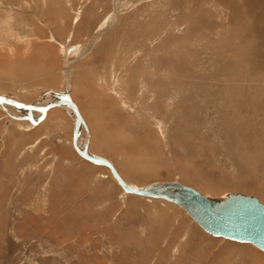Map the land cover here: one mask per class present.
I'll return each mask as SVG.
<instances>
[{
    "label": "rangeland",
    "instance_id": "rangeland-1",
    "mask_svg": "<svg viewBox=\"0 0 264 264\" xmlns=\"http://www.w3.org/2000/svg\"><path fill=\"white\" fill-rule=\"evenodd\" d=\"M51 93L76 102L88 151L129 185L264 203V0H0V94ZM23 109L0 104V264H264L249 243L190 234L177 205L124 193L75 151L64 106Z\"/></svg>",
    "mask_w": 264,
    "mask_h": 264
},
{
    "label": "water",
    "instance_id": "water-1",
    "mask_svg": "<svg viewBox=\"0 0 264 264\" xmlns=\"http://www.w3.org/2000/svg\"><path fill=\"white\" fill-rule=\"evenodd\" d=\"M0 102L14 103L2 95H0ZM16 103L19 104V107L34 109L42 114L50 107L59 104L71 105L75 111L72 143L76 152L87 160L107 166L124 192L171 202L186 211L189 217L211 236L249 242L264 252V204L257 197L232 191L226 193L225 196L205 195L194 187L182 184L177 180L154 181L142 186H131L122 179L108 160L87 151V140L82 149L77 146L80 124L81 122L84 124V122L75 103L68 97H61L44 107ZM38 122L39 119L34 121V124Z\"/></svg>",
    "mask_w": 264,
    "mask_h": 264
},
{
    "label": "bare ground",
    "instance_id": "bare-ground-1",
    "mask_svg": "<svg viewBox=\"0 0 264 264\" xmlns=\"http://www.w3.org/2000/svg\"><path fill=\"white\" fill-rule=\"evenodd\" d=\"M251 2V1H250ZM246 3V2H245ZM231 7H233V6H231ZM241 8H243V6H241ZM234 9V8H233ZM239 10V11H238ZM234 12L235 13H238L237 15L235 14V16L237 17V18H240V17H243V16H245L244 15V13H242V11H241V9H237L236 8V10L234 9ZM234 12L232 13V15H233V17H234ZM230 14V13H229ZM239 14H241V16L239 15ZM239 15V16H238ZM231 19H233L232 17H231ZM242 19V18H241ZM234 20H236V18L234 19ZM237 22V24H238V22H240V21H236ZM240 24V23H239ZM245 26V24H243V26L242 27H244ZM241 27V28H242ZM227 29V28H226ZM232 29V28H231ZM249 35H251V34H249ZM252 40V39H251ZM0 95H2V94H0ZM2 96H4V97H6L7 99H9V100H12L14 103L13 104H9V103H5V102H0V104L2 105V106H11V107H14V108H16V109H18V111H20V110H23V111H26V110H24L22 107L20 108L19 107V104L18 103H16V102H20V104L22 103V104H33V105H38L39 106V104H40V102H42V101H39V103L38 104H35V103H26V102H23V101H20V100H17V99H14V98H12V97H9V96H6V95H2ZM68 97V99L69 100H71L72 102H74L75 103V105H76V107H77V110H78V112H79V114H80V116H81V118H82V120H83V122H84V124L86 125V123H85V121H84V119H83V117H82V115H81V113H80V111H79V108H78V105L76 104V102L69 96V95H67V94H64V95H59L58 97H57V95H55V94H47V95H45L44 96V98H42L43 99V102L45 103H43L44 104V106H47L50 102H54V101H56L57 99H59V98H61V97ZM64 106L65 108H66V110H68V112L71 114V116H72V118L74 119L75 118V111H74V108L71 106V105H69V104H67V103H63V104H59V105H56L57 107L58 106ZM43 106V107H44ZM56 106H54V107H56ZM54 107H50L49 109H47L46 111H45V113L44 114H42V115H45V114H47V111L48 110H50V109H52V108H54ZM25 109H27V108H25ZM32 110H34V109H32ZM37 111V110H36ZM25 113V112H24ZM23 113V114H24ZM38 117V116H37ZM37 117H34V118H37ZM37 120V119H36ZM36 120H34V121H36ZM34 121H32L29 125L31 126H33V123H34ZM82 122H81V124H80V131H81V127H82V125H84ZM37 125V124H36ZM84 125V126H85ZM73 127H74V121H73ZM86 134H87V141H88V145H89V130L87 129V126H86ZM79 135H80V132H79ZM79 135H78V137H77V146L79 147V148H82V146L83 145H81L80 144V146L78 145V139H79ZM73 136V135H72ZM72 145H73V143H72ZM88 145H87V151H88ZM74 147V146H73ZM75 149V148H74ZM76 151V150H75ZM89 152V151H88ZM80 155V154H79ZM81 156V155H80ZM85 159V158H84ZM87 160V159H86ZM87 161H89V162H92V161H90V160H87ZM109 161V160H108ZM113 166H114V164L111 162V161H109ZM92 163H94V162H92ZM94 164H96V163H94ZM96 165H100V166H105V165H101V164H96ZM106 168H108L107 166H105ZM114 168L116 169V167L114 166ZM109 169V168H108ZM110 171V170H109ZM116 171H117V169H116ZM118 172V171H117ZM111 173V172H110ZM119 173V172H118ZM112 175V174H111ZM120 175V174H119ZM121 176V175H120ZM113 177V176H112ZM114 179V178H113ZM123 179V178H122ZM115 180V179H114ZM183 184V183H182ZM122 189V188H121ZM123 190V189H122ZM123 192H124V190H123ZM124 193H126V194H131V193H127V192H124ZM203 194V193H202ZM131 195H133V194H131ZM135 195H137V194H135ZM139 196H141V195H139ZM143 197H145V196H143ZM148 198H150V197H148ZM158 199H160V198H158ZM259 200V199H258ZM165 201V200H164ZM260 201V200H259ZM167 202V201H166ZM261 202V201H260ZM169 203H171V202H169ZM262 203V202H261ZM173 204V203H172ZM264 204V203H263ZM182 209V208H181ZM183 210V209H182ZM186 212V211H185ZM187 213V212H186ZM189 216V215H188ZM192 219V218H191ZM194 221V220H193ZM196 223V222H195ZM205 232V231H204ZM215 237V236H214ZM220 238H222V237H220ZM224 239H227V238H224ZM227 240H230V239H227ZM230 241H233V242H238V241H234V240H230ZM239 243H249V242H239ZM249 244H252V243H249ZM253 245V244H252ZM254 246V245H253ZM256 247V246H255ZM257 248V247H256ZM257 249H259V248H257ZM260 250V249H259ZM260 251H262V250H260ZM263 252V251H262ZM264 253V252H263Z\"/></svg>",
    "mask_w": 264,
    "mask_h": 264
},
{
    "label": "crops",
    "instance_id": "crops-1",
    "mask_svg": "<svg viewBox=\"0 0 264 264\" xmlns=\"http://www.w3.org/2000/svg\"><path fill=\"white\" fill-rule=\"evenodd\" d=\"M52 112V111H51ZM50 112V113H51ZM47 114H48V112H47ZM47 114L45 115V117H47ZM41 122V121H40ZM184 213H185V211L184 210H182ZM187 217V218H189L193 223L192 224H190L189 225V231L191 232L190 234H192V232L194 231V230H197V231H199V232H203L204 233V231L186 214V215H184V217ZM181 221V220H180ZM180 221H179V223H180ZM181 224V223H180ZM186 235V234H185ZM189 237H190V235H189ZM188 237V238H189ZM249 245V244H248ZM252 245V244H251ZM253 246V245H252ZM253 247H255V246H253ZM240 248H242L243 250H242V253H244V255H246V256H248V248H245V247H240ZM256 248V247H255ZM260 251V250H259Z\"/></svg>",
    "mask_w": 264,
    "mask_h": 264
}]
</instances>
